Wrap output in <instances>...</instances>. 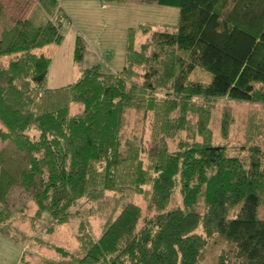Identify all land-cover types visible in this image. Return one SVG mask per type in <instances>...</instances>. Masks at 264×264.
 <instances>
[{
	"label": "trees",
	"instance_id": "1",
	"mask_svg": "<svg viewBox=\"0 0 264 264\" xmlns=\"http://www.w3.org/2000/svg\"><path fill=\"white\" fill-rule=\"evenodd\" d=\"M26 1L22 10L17 0H0V143L21 163L0 150V230L15 188L28 195L35 217L49 218L53 231L69 222L76 201L104 191L140 193L148 186L144 200L152 214L138 226L139 207L123 204L95 240L82 239L79 259L62 260L72 255L50 244L43 247L53 257L37 247L31 261L20 264H198L213 236L229 246L217 264H264V153L248 148L244 162L212 145L198 104L211 110V101L226 98L264 106V0H140L176 8L172 31H153L135 48V33L147 35V29L130 28L121 70L92 65L54 90L45 86L50 60L37 51L61 43L66 15L56 0H38L33 10ZM73 48L79 64V37ZM195 69L207 83L188 79ZM70 104L81 108L70 114ZM127 111L148 127L146 148L141 136L123 140ZM182 132L186 137L169 150L166 141ZM175 190L180 204L169 208Z\"/></svg>",
	"mask_w": 264,
	"mask_h": 264
},
{
	"label": "rangeland",
	"instance_id": "2",
	"mask_svg": "<svg viewBox=\"0 0 264 264\" xmlns=\"http://www.w3.org/2000/svg\"><path fill=\"white\" fill-rule=\"evenodd\" d=\"M17 1L16 6L18 4L19 9L21 6L22 10L27 9L24 4L26 0ZM56 4L60 12L66 15L65 19L60 20L59 32L63 39L58 45L43 46L37 51L38 54H43L50 60L45 86L51 90L73 83L83 69L92 65H99L103 70H121L124 65L126 33L130 28L138 29L141 25H146L144 27L147 29V35L140 34V32L135 33L133 45L137 48L146 41L153 31H172V27L177 23L178 15L176 8L147 6L140 0H129L127 4L118 5L103 3L100 0H56ZM28 9L33 10V5L30 4ZM53 23L55 24V21ZM77 37L81 39L83 48L82 60L79 64H75L73 59V46ZM188 79L203 84L209 80L208 76L200 69L193 70L188 75ZM198 104H202L201 108L205 110L204 115L208 116L206 138L212 145L222 147L228 155L237 156L244 162L248 155V148H259L264 153V106L233 103L226 98L211 101V107H209L211 110L208 109L205 102H198ZM80 108L79 104H70L69 113H77ZM139 117L138 113L127 111L123 118L124 125L121 132L123 140L141 136L142 146L146 148L150 134L147 131L148 127H143L139 122ZM190 121L193 125L196 123L194 117H191ZM224 127H226V132L222 131ZM27 134L33 140L37 137V132L32 130ZM185 137L186 133L182 132L179 137L169 138L166 141L169 150H174L177 141L183 140ZM195 140L199 141L198 138ZM1 149L6 152L7 157L11 155L16 164H21L19 159L12 154L14 151H11V146L7 143H0ZM142 162L143 168H145V157ZM148 189V186L144 185L140 187V193L126 188L115 193L104 191L99 198L94 200L82 197L71 208L72 218L69 222L55 229L54 232L53 228H49V218L45 215L35 217L28 195L15 188L8 195L11 215L4 224H1L2 230L7 231L14 241L29 243V247L42 249L44 256L50 254L53 257L54 251L50 252V250H46V247H43L53 244L72 255L62 260L73 261V258L77 260L84 252L81 244L82 239L95 240L113 209H116L117 212L121 205L133 203L140 209L141 216L138 226H141L142 219L148 218L152 214L147 210V202L144 200V196L146 197L144 193L148 195ZM179 204L178 190H175L171 203L167 207L172 208ZM261 216H264V204L261 205L259 212V217ZM196 232L201 233L199 229ZM32 237L45 239L46 242L43 245H41L43 241L33 243ZM206 241L207 245L201 253L198 264H217L219 255L223 251L226 252L229 246L216 236Z\"/></svg>",
	"mask_w": 264,
	"mask_h": 264
},
{
	"label": "crops",
	"instance_id": "3",
	"mask_svg": "<svg viewBox=\"0 0 264 264\" xmlns=\"http://www.w3.org/2000/svg\"><path fill=\"white\" fill-rule=\"evenodd\" d=\"M36 1H31L34 4L33 6H35ZM28 244L14 241L7 234V231L0 230V264H20L22 260L28 259L31 261V258L34 257L33 252H35V249L29 247ZM26 250H29L30 254H27Z\"/></svg>",
	"mask_w": 264,
	"mask_h": 264
}]
</instances>
